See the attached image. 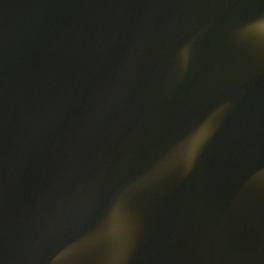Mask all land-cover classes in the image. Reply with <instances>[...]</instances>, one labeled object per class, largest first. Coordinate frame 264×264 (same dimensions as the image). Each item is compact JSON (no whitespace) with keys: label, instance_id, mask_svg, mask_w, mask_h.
Segmentation results:
<instances>
[{"label":"water","instance_id":"95a60500","mask_svg":"<svg viewBox=\"0 0 264 264\" xmlns=\"http://www.w3.org/2000/svg\"><path fill=\"white\" fill-rule=\"evenodd\" d=\"M0 264H264V0H0Z\"/></svg>","mask_w":264,"mask_h":264},{"label":"clouds","instance_id":"9594fccd","mask_svg":"<svg viewBox=\"0 0 264 264\" xmlns=\"http://www.w3.org/2000/svg\"><path fill=\"white\" fill-rule=\"evenodd\" d=\"M216 113L209 114L199 126H197L188 136H186L174 149L173 161L183 162L191 165L204 143L214 130V120Z\"/></svg>","mask_w":264,"mask_h":264}]
</instances>
